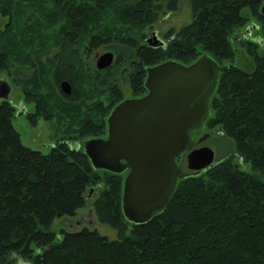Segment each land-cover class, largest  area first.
<instances>
[{
    "label": "trees",
    "instance_id": "16d2710c",
    "mask_svg": "<svg viewBox=\"0 0 264 264\" xmlns=\"http://www.w3.org/2000/svg\"><path fill=\"white\" fill-rule=\"evenodd\" d=\"M178 1L0 0L7 16L0 72L28 67L19 85L35 104L31 121L52 115L53 100V115L69 129L47 152L30 148L11 124L13 105L0 99V264H264V0H186L189 21L167 27L162 43L146 42L145 27ZM99 44L114 58L88 72L78 47ZM240 51L250 68L236 65ZM201 53L224 65L203 126L217 127L232 151L177 178L159 212L128 220L120 205L124 173L92 166L81 140L105 134L106 114L122 98L115 76L122 63L138 95L146 66L188 63ZM61 79L69 93L54 91ZM86 205L113 238L87 221L72 225Z\"/></svg>",
    "mask_w": 264,
    "mask_h": 264
},
{
    "label": "water",
    "instance_id": "95a60500",
    "mask_svg": "<svg viewBox=\"0 0 264 264\" xmlns=\"http://www.w3.org/2000/svg\"><path fill=\"white\" fill-rule=\"evenodd\" d=\"M249 28L245 27L244 31ZM150 33L146 38L148 43H162L153 30ZM260 41L264 43V37ZM94 56V66L102 68L111 62L113 54L106 49ZM222 68L224 65L207 53L188 63L164 59L146 66L142 82L145 91L122 97L111 106L105 117L104 135L81 140V148L92 166L125 171L120 205L126 219L142 222L159 212L177 178L213 162L209 146H194L204 134L193 139L191 131L205 123L209 99ZM1 76L0 99H4L10 83ZM58 87L62 93L70 91L65 79L59 81ZM17 109V113L22 112L21 103ZM177 154L181 160L184 155L186 169L176 162Z\"/></svg>",
    "mask_w": 264,
    "mask_h": 264
},
{
    "label": "rangeland",
    "instance_id": "374dc122",
    "mask_svg": "<svg viewBox=\"0 0 264 264\" xmlns=\"http://www.w3.org/2000/svg\"><path fill=\"white\" fill-rule=\"evenodd\" d=\"M81 1V0H79ZM84 1V0H83ZM242 13L246 15V10H242ZM190 19V12L188 8V4L186 0H179L177 8L174 10L166 11L163 10L160 12L158 18L155 22L151 24L149 28L156 33V37L161 38V33L169 26L178 27L179 25L186 23ZM7 20V16L0 14V27H2ZM246 22H255L253 18L247 16ZM256 30L252 31L254 34ZM97 49L98 52L106 50V48L99 44L94 48H86L85 51L83 50L82 46L79 45L78 47V55L79 59L81 60V64L88 68V72L92 71L93 65V58L91 56L92 50ZM236 65L240 67H244L245 69L250 68V62L248 61L245 53L240 51L238 58L235 61ZM125 64V63H122ZM121 66H118L115 71L116 76V83L120 90L121 97H126L131 94V90L129 89L128 83L124 77L125 70ZM10 69V71L0 72V76H5L9 83H10V91L7 95V99L13 105L14 113L10 118L11 124L14 129L18 133L19 140L21 143L25 144L26 146L38 149L41 152H47L49 150L50 145L55 142V139L63 134L66 133L69 129H67L68 122L66 120L60 121L57 119V115H54L52 112L55 110V104L53 100H49L50 105L52 108L49 109L52 115H49L48 118H44L42 116H36L33 121H31V117L29 116L34 110V102L27 101L25 99L24 91L22 87L19 85V78L23 74H25L29 69L24 68V66H15ZM19 67V68H18ZM81 72V69H80ZM1 76V77H2ZM55 92H59V87H53ZM40 93L46 94L49 92L45 85L40 88ZM61 92V91H60ZM59 92V93H60ZM99 96L106 100V94L100 92ZM96 98V97H95ZM21 103L23 110L22 112L17 113L18 104ZM115 103V102H114ZM113 103V104H114ZM112 104V105H113ZM48 114V113H47ZM70 128V127H69ZM206 132L204 137L200 140L199 143L205 144L209 146L213 151V158L218 159L227 153H231L232 151V143L230 139L223 135V133L217 129V127L206 128L205 126L200 127L196 132L191 133L192 138L196 139L201 134ZM84 139V138H83ZM236 159L237 156H234ZM244 168H247L248 164H241ZM184 167V166H183ZM185 169V167H184ZM125 173V171H122ZM124 175V174H123ZM93 190L91 189L87 196L93 194ZM88 205V203H87ZM86 205V206H87ZM75 219V220H74ZM90 221H87V220ZM87 223L90 227H95L98 232L105 234L108 238H113L115 236V232L112 228H110L107 224L98 222L94 219V216L91 210H88L87 207H82L77 211V214L70 218V222L73 223L72 225L80 226L81 223ZM57 220H54L52 223L53 226H56ZM72 227V226H70Z\"/></svg>",
    "mask_w": 264,
    "mask_h": 264
},
{
    "label": "flooded vegetation",
    "instance_id": "af4514ba",
    "mask_svg": "<svg viewBox=\"0 0 264 264\" xmlns=\"http://www.w3.org/2000/svg\"><path fill=\"white\" fill-rule=\"evenodd\" d=\"M151 25H148V26H146V27H150ZM145 27V30H144V32H145V41L147 42V40H146V38H147V36L149 35V33L152 31V30H150L149 28H146ZM243 29H245V27H243ZM156 34V33H155ZM150 36H151V33H150ZM161 39V38H160ZM94 47H96V46H94ZM94 47H91V46H89V47H87L88 49L90 48H94ZM85 49H86V45L84 46V51H85ZM106 49H108V48H106ZM110 50V49H109ZM99 53L98 51H97V49H94V50H92V53H91V56H92V58H93V65H94V61H95V53ZM112 54H113V56H112V60H113V58H114V53L112 52ZM112 60H111V62H112ZM110 62V63H111ZM110 63L107 65V66H105V67H102V68H106V67H108L109 65H110ZM94 68H96V69H102V68H97V67H95V66H93L92 67V69H94ZM143 93V92H142ZM141 93V94H142ZM213 93V92H212ZM211 93V94H212ZM138 95H140V94H138ZM129 96H137V95H133L132 93L129 95ZM123 97V96H122ZM120 100V99H119ZM210 100V99H209ZM210 110V109H209ZM209 114V113H208ZM208 116V115H207ZM196 130H198V129H196ZM196 130H192L191 131V133H193V132H196ZM204 135L206 134V132H204L203 133ZM192 135V134H191ZM200 141H198L194 146H198V145H202L201 143H199ZM175 160H176V162H180V164H181V167L184 169V167H185V158H184V155L182 156V160H181V156L179 155V154H177L175 157ZM214 159V158H213ZM184 166V167H183ZM185 169H186V167H185Z\"/></svg>",
    "mask_w": 264,
    "mask_h": 264
}]
</instances>
